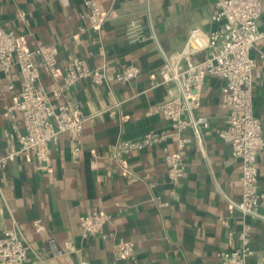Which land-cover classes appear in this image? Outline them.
I'll return each mask as SVG.
<instances>
[{"label": "crops", "instance_id": "obj_1", "mask_svg": "<svg viewBox=\"0 0 264 264\" xmlns=\"http://www.w3.org/2000/svg\"><path fill=\"white\" fill-rule=\"evenodd\" d=\"M95 1L110 12L100 33L87 28L79 32L80 26L87 27L81 17L83 0H0V25L24 35L29 47L55 43L60 70L71 54L88 67L105 63L108 73L107 85L81 80L70 90L71 100L86 113L99 112L84 122L76 158L71 137L63 133L56 144H49L47 168L39 167L33 154L22 153L0 170V233L19 229L30 247L31 264H216L219 251L238 245L242 225L240 212L231 204L241 197L242 161L216 132L225 127L228 114L221 99L223 80L215 76L204 80L197 112L207 118L208 126L200 128L201 146L192 129L184 130L189 141L183 153L186 172L179 183L166 176L165 148L176 151L173 140L132 151L125 157V169L111 155L120 139L169 127V121L153 110L175 89L151 87L150 82L159 78L162 51H181L193 28L209 31L214 0H152L157 41L149 37L144 0ZM132 19H141L144 38L126 37L125 27ZM258 28L264 31V0ZM262 50L264 43L258 40L251 53L257 57ZM258 63L253 105L264 120V59ZM129 64L139 67V75L128 82L115 80V73ZM40 82L48 92L54 85L47 73ZM19 83L16 69L9 79L0 71V154L14 143L4 108L16 99ZM115 101L120 106L111 108ZM257 168L258 188L264 193V148L258 153ZM149 180L157 183L152 189ZM155 195L166 205L159 206ZM94 208L112 215L104 232L134 240L136 262L115 259L112 237L83 239L81 217ZM251 223L253 254L248 263L264 264V226L258 220ZM51 240L57 247L69 240L76 250L54 254Z\"/></svg>", "mask_w": 264, "mask_h": 264}, {"label": "built area", "instance_id": "obj_2", "mask_svg": "<svg viewBox=\"0 0 264 264\" xmlns=\"http://www.w3.org/2000/svg\"><path fill=\"white\" fill-rule=\"evenodd\" d=\"M151 1H143V13L149 37L157 41ZM262 1L214 0L212 27L209 31L203 33L199 28H193L181 51L169 54L162 51L159 78L150 82L151 87L167 85L175 89L153 110L169 121V127L132 139H120L112 146V157L125 169V157L132 151L137 152L173 140L177 150L170 153L165 148L166 176L172 183H179L186 172L183 153L189 141L184 130L192 129L201 146L200 128L208 126L207 118L197 112L201 105L204 80L207 76L223 80L221 99L228 108V114L225 127L216 132L229 145L231 153L242 161L241 197L231 201L232 206L241 214L242 225L237 233L238 245L230 250L219 251L216 264H249L248 257L253 254L250 246L251 221L258 220L264 226V212L261 210L264 207V193L258 188L257 168L258 153L264 148V120L255 113L253 105L254 82L260 76L258 60L264 59V50L259 51L257 57L251 53L258 40L264 43V31L258 28ZM83 8L81 17L87 21V27L80 26L79 32L87 28L100 33L110 12L101 9L95 0H83ZM125 35L133 41L144 38L141 19L130 20L125 27ZM58 52L55 43H38L35 47H29L24 35L9 25H0V71L7 79L13 69L20 75L16 99L4 108L9 118L8 135L14 136V143L8 151L0 154V170L5 169L10 161L22 153L33 154L39 167L47 168L51 151L49 144H56L63 133L71 137L73 157L76 158L81 152L83 124L99 112L86 113L71 100L70 90L81 80L107 85L106 64L88 67L82 58L69 54L60 70ZM42 73H47L54 80L49 92L41 86ZM139 73L137 65L129 64L116 72L114 78L128 82ZM8 87L11 89L13 85L9 83ZM53 100L59 103L54 105ZM120 103L113 102L111 108L120 106ZM147 184L152 189L157 183L149 180ZM154 199L159 206L166 205L159 195H155ZM111 218L112 215L102 209H92L81 217V236L83 239L95 235L112 237L115 259L136 262L134 240L116 236L113 232H104V226ZM50 242V251L54 254L76 250L69 240L59 247L53 240ZM30 252L19 229H6L0 233L2 264H31ZM197 264L206 263L200 261Z\"/></svg>", "mask_w": 264, "mask_h": 264}]
</instances>
